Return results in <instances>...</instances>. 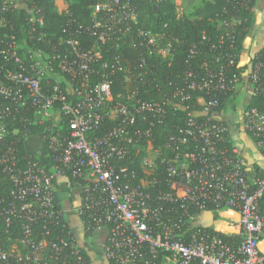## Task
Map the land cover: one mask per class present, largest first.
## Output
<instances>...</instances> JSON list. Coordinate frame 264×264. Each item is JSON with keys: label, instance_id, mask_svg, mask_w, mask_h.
Wrapping results in <instances>:
<instances>
[{"label": "built area", "instance_id": "obj_1", "mask_svg": "<svg viewBox=\"0 0 264 264\" xmlns=\"http://www.w3.org/2000/svg\"><path fill=\"white\" fill-rule=\"evenodd\" d=\"M253 2L240 0L237 4L253 12ZM22 3L0 0V13ZM24 8L30 29L35 31L34 24L43 25L42 9L34 4ZM95 8L89 23L64 26L56 44L49 39V51L24 43L25 48L21 45L25 40L19 41L14 35L1 42L0 54L5 62L0 96L15 109H33L40 119L52 116L57 122L63 118L66 131L46 138L54 169L49 173L27 156H19L12 135L22 132L7 128V118H16L10 107L0 106V165L11 182L10 199L6 206H0V216L6 225L13 217L21 221V237L12 244L16 249L0 245V264H6L10 256L20 264L86 262L69 230L46 237L63 226L64 211L55 198L52 179L66 173L81 196L75 212L84 230H105L103 256L114 264H264L258 246L264 238V171L248 173L245 159L230 142L229 123L216 117L221 97H231L240 83L226 71L236 62L237 26L245 23V32L250 19L230 16L222 20L229 28L227 36L219 40L220 44L210 45L217 50L218 70L203 63L199 76L192 69L178 73L182 80L171 96L162 95L159 100L137 97L130 105L118 102L104 111L112 99L116 75L124 82L134 79L141 85L155 84L160 90L161 78L148 59L156 54L172 56V44L170 38L163 42L166 37L162 33L141 27L128 36L136 21L131 0H99ZM222 11L217 18L227 13V8ZM77 34L91 37V46L84 47ZM107 43L116 51L126 44L134 57L125 58L120 50L103 59L102 48ZM21 49L25 50L23 56ZM196 51L191 48L189 56L194 57ZM45 79V85L50 84L47 89ZM247 80L252 96L264 95V49L252 54ZM194 92L204 96L195 99ZM197 103L200 110L195 112ZM182 105L189 110L183 124L171 127L162 151L147 140L143 148L146 155L140 162L143 176L135 184L129 183L125 178L133 172H128L124 162L132 149L138 151L153 126ZM105 115L120 121L97 135ZM233 124L264 151V112L244 105ZM157 172L164 176L167 186L159 191L157 200L177 202L176 212L181 211L178 219L166 217L165 208L151 202L146 188L157 183ZM227 209L238 215V240L233 236L223 238L219 231L198 222L203 211L219 213ZM39 221L43 222L40 238L33 230Z\"/></svg>", "mask_w": 264, "mask_h": 264}, {"label": "trees", "instance_id": "obj_2", "mask_svg": "<svg viewBox=\"0 0 264 264\" xmlns=\"http://www.w3.org/2000/svg\"><path fill=\"white\" fill-rule=\"evenodd\" d=\"M24 5L16 9H12L9 12L0 13V47L2 41L6 38V35H14L19 41L24 39L28 47H43L49 51L51 48L47 45L48 40H51L52 44L58 42V38L63 35L62 29L64 26H76L78 24H87L90 22L93 12L96 10V6L99 0H67L66 11L58 12L54 0H22ZM240 0H200L202 2L201 7H196L192 13L186 15H178L174 0H131L136 13V21L132 24V31L129 32L128 36L134 35V31L137 28L149 29L153 32L162 33L166 40L169 38L172 44V56L162 57L159 54L153 55L148 59V63L151 68L155 71L157 76H160L161 80L158 81L160 90L155 89V84L148 83L150 85H141L131 79L129 82H124L122 78L116 77L113 79L112 84V99L109 101L104 111H107L109 107L117 104L118 102H125L131 104L135 98L147 99V100H159L162 95L171 96L175 85L181 82V76H177L178 73H183L185 70L192 69L199 76L204 70L201 65L205 63L209 68L218 70L219 64L215 62V54L217 50L210 49V45L220 44L219 41L222 37L227 36L229 28L222 24V20H228L230 16H236L241 19L247 17L251 19L252 12L248 9L237 4ZM37 5L42 9L43 12V25L38 26L34 24L35 31H32L29 26L28 18L29 15L25 10L24 6ZM254 5V2H253ZM227 8V13L217 18V14L222 13L223 8ZM246 26L245 23L237 26V30L240 36L235 41V54H237L236 62L229 66L227 69V75L231 77H237L239 82L242 81V75L245 71L246 66L239 63V55L242 48V28ZM76 37L79 39L84 47L89 48L92 43V38L82 34H77ZM171 38L178 39L179 42L171 40ZM223 43V42H222ZM193 48L196 51L194 57L189 56V50ZM62 49V48H61ZM264 47L261 49L263 50ZM125 58L134 57V52L126 45H122L120 49ZM114 50L110 43H107L102 48L103 59L108 58L111 54L119 53ZM259 50V51H261ZM22 56L25 53L24 49H21ZM253 54V53H252ZM251 54V56H252ZM251 56H250V67H251ZM4 58L0 54V80L4 79L2 74V65L4 64ZM132 71L135 73L136 69L132 67ZM51 82L48 80L47 83ZM170 82V84H169ZM46 84V79L43 82ZM50 84L45 85V89ZM135 88L137 90H135ZM133 91H137V95H132ZM193 98H199L204 96L201 92H194ZM230 95L222 96L220 99V105L216 111H221L226 104V101ZM0 106L10 107L13 116L5 121L9 130H18L22 133L12 135L14 139L15 147L19 153V156H27L36 165L43 167L47 172H53V162L50 157V151L46 138H49L52 134L62 133L66 131V122L63 118L55 122L53 117H46L41 119L40 127L41 134L39 139L41 140V149L36 154H29L26 150V135L30 131V122H32L34 115L33 109L23 108L15 109L16 107L9 103L8 99L0 96ZM250 107H255L259 111L264 112V95H253L249 101ZM181 107V108H180ZM177 110L166 115V118L162 123L155 124L151 129L150 137H143L139 150L135 151L132 149L130 158L124 162L127 166L128 172H133L131 176L125 178L129 183L135 184L139 178L143 176L140 162L142 157L146 155L143 148L146 146L147 140L149 139L152 143L153 148H159L162 151L163 143L166 141L171 127L174 125H181L186 118V114L189 111L182 106ZM200 106L197 103L194 111L198 112ZM139 116H137L138 120ZM19 119H23L20 121ZM64 121V122H63ZM120 121V118L111 117L105 115L104 121L97 130V135H102L112 127L116 126ZM225 121V120H224ZM227 122V121H225ZM229 123V122H227ZM143 122H141V125ZM230 126V123H229ZM27 131V132H26ZM30 134V133H29ZM28 134V135H29ZM257 174H261V169H255ZM157 183L153 186H148L146 190L149 193L152 204L162 205L165 210L167 217L179 218L181 211L176 212L178 203L170 202L168 200H157L159 191H165L167 189L164 181V176L159 172L156 173ZM59 183H66L69 187L74 188L72 177L66 173L64 176H56L52 179L54 186L55 198L57 202L61 203L57 197L55 188L58 187ZM11 182L8 177L2 172V166L0 165V206H6V203L10 199ZM208 212L212 215V218L217 219L218 214L214 211H203ZM201 214V213H199ZM79 217V216H78ZM81 219V217H79ZM166 219V218H165ZM184 220V219H183ZM182 220V221H183ZM82 221V219H81ZM63 226H58L54 229V233L48 234L46 237L52 238L54 235H62L66 230L70 231V228L63 218ZM21 221L13 217L9 225L5 224V220L0 216V245L4 249H10V245L15 240L21 237ZM187 227V226H186ZM210 228V227H209ZM33 230L35 231L36 237H42L43 222L39 221L34 224ZM71 232V231H70ZM72 233V232H71ZM91 232L85 230V249L81 248V253L85 257L86 262L84 264H90V258L87 254V249H90L89 240L91 238ZM223 238L228 239L229 236L220 232ZM73 237V235H71ZM238 240V235L234 236ZM74 239V237H73ZM22 251V250H21ZM24 252V251H22ZM49 252L47 251V254ZM110 264H114L112 260H108ZM6 264H20L17 262L14 256H10Z\"/></svg>", "mask_w": 264, "mask_h": 264}, {"label": "crops", "instance_id": "obj_3", "mask_svg": "<svg viewBox=\"0 0 264 264\" xmlns=\"http://www.w3.org/2000/svg\"><path fill=\"white\" fill-rule=\"evenodd\" d=\"M24 4L22 3V6ZM264 47V0H254V8L252 17L247 26L246 31L242 37V48L239 55V63L245 65V71L242 75V81L238 84L236 90L228 98L224 108L216 114L217 118L225 120L230 123L229 126V139L232 145L239 151L241 156L245 159L249 168L248 173L253 174L255 169L264 171V151L259 150L253 139L242 131L240 128L233 124L239 109L244 105L249 104L252 96V85L247 80V74L250 70V56L261 50ZM41 119L37 116L34 117L29 135L26 137V150L29 154H36L40 151L42 145L39 136L41 134L40 127ZM57 197L61 203L64 211V219L67 222L70 231L76 243L85 249V230L81 219L75 212V207L81 202V196L77 188H71L66 183H59L55 188ZM238 215L235 210L227 209L219 212L218 218H212L208 212H202L198 216V222L202 225L212 227L213 229L224 233L228 236H236ZM105 230L95 231L91 234L89 240L90 249H87V254L90 258V264H110L105 259L102 252L103 239ZM260 251L264 254V238L258 243Z\"/></svg>", "mask_w": 264, "mask_h": 264}, {"label": "rangeland", "instance_id": "obj_4", "mask_svg": "<svg viewBox=\"0 0 264 264\" xmlns=\"http://www.w3.org/2000/svg\"><path fill=\"white\" fill-rule=\"evenodd\" d=\"M174 2L176 5V10L178 15H186L192 13L196 7H201L203 4L202 2H200V0H174ZM54 4L56 5L58 12H61L63 9H65L68 6L65 0H54ZM0 23L2 24L3 22L0 21ZM7 36L8 35H6V37ZM24 43L25 42L22 41L21 45H25ZM26 47L27 46L25 45V48ZM10 248L16 249V246L10 245Z\"/></svg>", "mask_w": 264, "mask_h": 264}]
</instances>
